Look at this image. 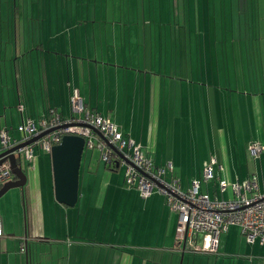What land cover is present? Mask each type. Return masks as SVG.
Segmentation results:
<instances>
[{"label":"crops","instance_id":"obj_1","mask_svg":"<svg viewBox=\"0 0 264 264\" xmlns=\"http://www.w3.org/2000/svg\"><path fill=\"white\" fill-rule=\"evenodd\" d=\"M239 1L240 12L248 13L245 5L252 9L250 0ZM123 10L95 1L76 8L88 14H30L21 30L11 31L9 47L0 42V130L14 129L7 122L13 106L18 125L53 114L70 117L77 91L86 108L114 123L155 165L171 163L182 189L198 181L211 199L229 200L233 183L255 177L263 193L264 149L252 156L249 147H264V76L235 75L236 84L251 83L249 91L246 85L196 88L176 71L178 60L180 66L192 60L194 46L186 36L179 41L177 28L170 27L159 29L169 38L148 41L151 22L146 18L132 28L130 10L129 19L114 14ZM179 15L185 14H160ZM245 30L254 34L253 27ZM33 154L27 173L22 170L25 186L0 197V264H264V244L247 241L234 225L220 235L215 254L183 248L176 239L178 215L164 195L155 189L143 197L125 184V167L109 169L97 150L84 153L78 200L64 206L54 197L51 160V177L47 160L41 176L34 147ZM212 160L213 178L204 182L202 171ZM115 236L121 251H112Z\"/></svg>","mask_w":264,"mask_h":264},{"label":"built area","instance_id":"obj_2","mask_svg":"<svg viewBox=\"0 0 264 264\" xmlns=\"http://www.w3.org/2000/svg\"><path fill=\"white\" fill-rule=\"evenodd\" d=\"M70 108L68 118L53 114L37 123L23 120L16 127V137L6 128L0 130V153L52 130L0 158V187L13 179L10 155H14L16 167L23 170L34 158V144L40 143L49 153L64 135H77L84 139V151L97 150L106 166L119 164L125 167L127 186L135 187L143 197H148L155 189L164 195L168 208L178 215L176 239L183 248L193 253L215 254L220 235L230 225L238 227L247 241L264 244V192H259L255 177L233 183V198L229 200L211 199L200 191L198 181L182 189L179 179L172 174L171 163L155 165L133 140L122 135L114 123L86 108L77 91L71 94ZM263 149L261 144L253 143L249 152L257 156ZM213 163L214 160L202 171L204 182L213 178ZM219 185L223 191L227 183L223 180Z\"/></svg>","mask_w":264,"mask_h":264},{"label":"rangeland","instance_id":"obj_3","mask_svg":"<svg viewBox=\"0 0 264 264\" xmlns=\"http://www.w3.org/2000/svg\"><path fill=\"white\" fill-rule=\"evenodd\" d=\"M95 1L99 4L102 0H0V42H2L3 46L9 47L10 43L7 40L10 32L14 33L16 27L18 30H21L23 23L30 14H88L86 11L76 12V8L84 6L88 9L89 6H93ZM103 1L126 8V11H117L114 14H125L128 17L127 9L130 10V14H135V17L131 15L132 18L130 19V23L134 22V25H131L132 28H135L136 23L143 24L147 18L146 24L151 22L146 27L150 31V34H147L148 41L149 39L162 40L163 38H169V35L167 36L163 33L159 35V32L163 29L170 30V27L177 28L178 34L176 37L179 41L186 36L188 44L192 43L194 46V48L192 47V60L188 58V63H185L187 66L185 64L180 66L178 60L176 71L178 75H182L181 77L179 76V80H184L183 76H185L187 77V81L197 86L196 88H205L209 85L211 90L214 87H221L223 90H234L238 86L239 89L243 90L244 85H246L247 91H249L251 83L236 84L234 82L235 75L239 76L241 74L248 77L249 74L254 73L259 78L264 76V0H250L252 9H247V5H245V10L248 13L240 12L239 0ZM174 6L176 7L175 10ZM160 14L185 15L184 18L179 15L178 18L174 16L172 19L170 17L166 19L160 16ZM128 19L125 18V24L128 22ZM72 20L77 22L80 21V18ZM37 21L39 20H31L33 23ZM82 21L85 23L87 20L82 19ZM88 21L87 23H89ZM40 22H42L41 19ZM171 22L172 24L170 25ZM249 26L253 27L254 34L250 35V31L245 30V27ZM238 28H241L242 32ZM246 43L248 44L245 45ZM249 43H253L252 52L249 50V47L251 48ZM182 45H184L183 41ZM241 48H244L242 53L240 52ZM243 61L244 65H242ZM7 70L5 74L9 78V65ZM18 113L17 107L13 106L11 109H8L7 122L12 123L14 127L10 131L13 137L17 136L16 127L19 121L16 118H19ZM34 151V162L38 165V175L45 176L44 169L46 165L44 163L47 160L48 170L46 171L48 176L51 177V172H49V153L43 150L40 143L34 144ZM12 157L14 158V155ZM41 162L43 163L41 164ZM39 164H41V168H39ZM23 169L27 173V167ZM202 185L204 186V184ZM13 195L10 193L9 198L12 199L10 196ZM113 241L114 249L112 247V251H121V240L117 243V237L115 236ZM107 243L110 244L109 242Z\"/></svg>","mask_w":264,"mask_h":264},{"label":"water","instance_id":"obj_4","mask_svg":"<svg viewBox=\"0 0 264 264\" xmlns=\"http://www.w3.org/2000/svg\"><path fill=\"white\" fill-rule=\"evenodd\" d=\"M50 131L52 130L0 153V158L9 155L26 144L36 141ZM49 154L55 200L64 206L73 207L79 196V172L84 154V139L77 135H64L59 144L51 147ZM10 164L12 173L17 176V180L3 185L0 188V197L6 191L15 187H24L26 184V175L20 168L16 167L15 159L12 155H10ZM118 165L115 164L116 167Z\"/></svg>","mask_w":264,"mask_h":264},{"label":"trees","instance_id":"obj_5","mask_svg":"<svg viewBox=\"0 0 264 264\" xmlns=\"http://www.w3.org/2000/svg\"><path fill=\"white\" fill-rule=\"evenodd\" d=\"M108 168L109 169H114L115 168V165H110V166H108ZM11 172H12V170H11ZM12 175H13V181H16L17 180V176L14 173H12Z\"/></svg>","mask_w":264,"mask_h":264}]
</instances>
